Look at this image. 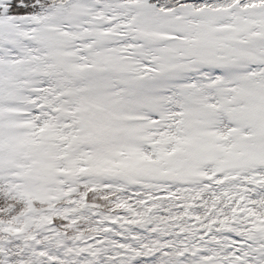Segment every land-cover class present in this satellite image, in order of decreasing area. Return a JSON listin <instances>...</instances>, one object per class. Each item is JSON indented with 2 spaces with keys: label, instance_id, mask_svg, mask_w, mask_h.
Listing matches in <instances>:
<instances>
[{
  "label": "snow or ice",
  "instance_id": "1",
  "mask_svg": "<svg viewBox=\"0 0 264 264\" xmlns=\"http://www.w3.org/2000/svg\"><path fill=\"white\" fill-rule=\"evenodd\" d=\"M0 264H264V0H0Z\"/></svg>",
  "mask_w": 264,
  "mask_h": 264
}]
</instances>
